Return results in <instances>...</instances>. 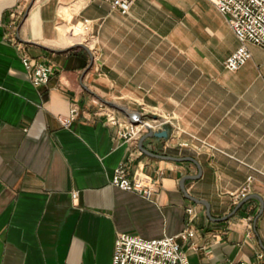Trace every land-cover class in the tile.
Segmentation results:
<instances>
[{"label": "crops", "instance_id": "crops-1", "mask_svg": "<svg viewBox=\"0 0 264 264\" xmlns=\"http://www.w3.org/2000/svg\"><path fill=\"white\" fill-rule=\"evenodd\" d=\"M63 17L93 20L89 44ZM240 45L211 0H136L128 14L107 0H0V264H112L119 233L188 228L190 264H264V48L248 42L251 59L229 71ZM25 54L52 66L47 84L33 85ZM109 109L167 118L169 136L126 142ZM122 162L158 179L151 199L112 185Z\"/></svg>", "mask_w": 264, "mask_h": 264}, {"label": "built area", "instance_id": "built-area-1", "mask_svg": "<svg viewBox=\"0 0 264 264\" xmlns=\"http://www.w3.org/2000/svg\"><path fill=\"white\" fill-rule=\"evenodd\" d=\"M114 8L122 14H128L136 0H107ZM222 13L232 27L241 45L224 62L229 71H237L243 67L252 57L251 51L246 44L248 42L264 48V0H211ZM25 12V5H19L10 13V18L15 23L22 18ZM64 22L74 33L75 27L80 29L83 36L82 43L89 44L93 38V20L82 18L79 20H66ZM93 50V47L90 46ZM23 66L29 73L34 86L47 84L53 74L52 66L49 63L40 62L27 54L21 57ZM80 109L74 105L67 115L58 117L60 123L69 128L78 118ZM107 121L117 126V135L126 142L138 140L143 132L150 128L153 131L162 128L170 122L169 119L153 122L140 117L138 121L124 119L116 114V111L109 109L106 113ZM177 131L179 128H177ZM185 145H187L185 143ZM126 163H120L115 169L111 179L113 186L125 191L134 192L138 195L151 199L159 183L158 179L148 176L143 171H137L133 176L126 175ZM254 176L249 175L241 189L235 193V197L244 198L252 191ZM190 217L195 216L193 206L187 207ZM196 235L195 229L188 228L175 235H167L161 238L147 239L131 233H119L117 235L112 264H190L187 252L183 249L180 240L188 241ZM193 250H198L197 244H192Z\"/></svg>", "mask_w": 264, "mask_h": 264}, {"label": "water", "instance_id": "water-1", "mask_svg": "<svg viewBox=\"0 0 264 264\" xmlns=\"http://www.w3.org/2000/svg\"><path fill=\"white\" fill-rule=\"evenodd\" d=\"M140 119V115L138 113H132L131 114V121H138ZM148 135L149 136H156V137H168L169 136V129L166 128L165 130H162L160 132L153 131L150 128H148Z\"/></svg>", "mask_w": 264, "mask_h": 264}, {"label": "bare ground", "instance_id": "bare-ground-1", "mask_svg": "<svg viewBox=\"0 0 264 264\" xmlns=\"http://www.w3.org/2000/svg\"><path fill=\"white\" fill-rule=\"evenodd\" d=\"M64 19H66V20H70V21H73V18H70V17H65ZM70 29H71V28L67 26V33H68L70 36H81V37H83V36L81 35V31H80V29H78L77 27H75V31H74V33L70 32Z\"/></svg>", "mask_w": 264, "mask_h": 264}]
</instances>
